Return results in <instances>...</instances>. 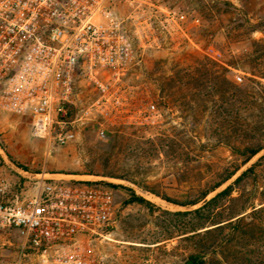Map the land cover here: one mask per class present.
Wrapping results in <instances>:
<instances>
[{
  "label": "rangeland",
  "instance_id": "obj_1",
  "mask_svg": "<svg viewBox=\"0 0 264 264\" xmlns=\"http://www.w3.org/2000/svg\"><path fill=\"white\" fill-rule=\"evenodd\" d=\"M164 9L187 16L185 27L189 39L180 47L139 52L140 63L132 82L143 84L157 102L163 117L155 125L124 128L106 138H100L89 128L75 143L54 147L32 139L27 123L0 111V148L14 165L31 173L91 175L121 184L118 222L110 236L98 241L95 247L98 264H184L200 255L214 264L212 260L220 257L223 249L204 248L195 238V231L211 227L210 222L248 216L254 207L259 209L264 203V151L240 166L241 158L234 156L227 146L218 145L214 81L208 78L199 85L204 66L217 73L216 65L239 62L242 69H247L246 60L262 52L253 41L263 39L264 35L254 32L253 26L264 21V0H118L116 3L120 18L134 17L126 22L131 34H134V20L160 16ZM240 69L231 68L227 77L242 85L247 75ZM200 93L210 94L207 108ZM222 127L223 132H228V124ZM2 160L0 155V177L15 179L9 163L6 165ZM239 166L240 171L200 204L180 206L214 188ZM250 168L254 171L235 184L241 173ZM229 185H233L231 192L219 197L200 220L193 214H181L198 209ZM132 194L150 205L130 202ZM255 221L264 230V221ZM256 232L257 239L246 237L233 242L238 252L255 260L264 257V237L259 228ZM219 238L225 242L231 239L224 234Z\"/></svg>",
  "mask_w": 264,
  "mask_h": 264
},
{
  "label": "built area",
  "instance_id": "obj_2",
  "mask_svg": "<svg viewBox=\"0 0 264 264\" xmlns=\"http://www.w3.org/2000/svg\"><path fill=\"white\" fill-rule=\"evenodd\" d=\"M117 1L0 0V111L27 123L32 139L63 147L89 128L106 138L163 117L132 81L141 50L187 42V16L164 9L134 20L131 34L134 17L120 18ZM0 155L15 173L0 177V264H98L95 247L118 222L121 184L31 173Z\"/></svg>",
  "mask_w": 264,
  "mask_h": 264
},
{
  "label": "trees",
  "instance_id": "obj_3",
  "mask_svg": "<svg viewBox=\"0 0 264 264\" xmlns=\"http://www.w3.org/2000/svg\"><path fill=\"white\" fill-rule=\"evenodd\" d=\"M253 31H260L264 35V21L253 26ZM255 47H259L262 52L256 54L252 58L246 60L247 69L240 67L239 62H229L226 65H216L218 72H210L208 67L204 66L201 70V81L199 85H203V80L212 78L214 87L212 95L214 100V114L219 125L217 134L219 135L218 145L227 146L232 154L241 158L240 166L249 163L256 155L264 151V38L259 41H253ZM231 68L240 69L246 73L245 82L240 85L228 79L227 74ZM191 80L189 79V84ZM192 93V88H190ZM210 94L200 93L202 103L207 108V98ZM228 124V132H223V125ZM231 171L220 183L214 188L202 193L196 200L191 203H181L183 207H194L204 201L207 196L218 190L224 183L232 178L241 167ZM253 168L243 171L236 179L235 184L242 181ZM233 185H229L225 190L217 194L211 200L209 199L201 207L192 212H181L182 215L189 216L191 214L197 216L200 220L203 212L211 207L216 200L231 192ZM167 200V199H166ZM171 202L170 200H167ZM130 202H138L139 204L150 205L148 201L140 198L136 194H132ZM250 221L248 222V220ZM257 222L264 221V203L258 209L254 207L248 216L239 215L221 222H210L211 227H202L195 231V238L199 239L202 246L206 249H223L221 256L216 257L214 264H264V257L250 259L237 251L236 240H246L256 238V229L259 228L264 237V230L261 229ZM255 221V222H254ZM201 231L199 232L200 230ZM225 235L231 239L224 241L219 235ZM216 235H218L216 237ZM247 237V238H246ZM197 264H211L204 255L191 257Z\"/></svg>",
  "mask_w": 264,
  "mask_h": 264
},
{
  "label": "water",
  "instance_id": "obj_4",
  "mask_svg": "<svg viewBox=\"0 0 264 264\" xmlns=\"http://www.w3.org/2000/svg\"><path fill=\"white\" fill-rule=\"evenodd\" d=\"M184 264H197L193 259L189 258L185 261Z\"/></svg>",
  "mask_w": 264,
  "mask_h": 264
},
{
  "label": "crops",
  "instance_id": "obj_5",
  "mask_svg": "<svg viewBox=\"0 0 264 264\" xmlns=\"http://www.w3.org/2000/svg\"><path fill=\"white\" fill-rule=\"evenodd\" d=\"M53 175H61V174L54 173ZM62 175H63V174H62Z\"/></svg>",
  "mask_w": 264,
  "mask_h": 264
}]
</instances>
